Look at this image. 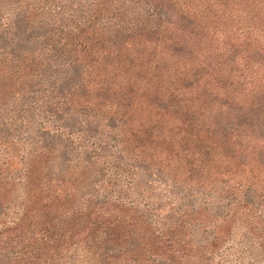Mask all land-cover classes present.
I'll list each match as a JSON object with an SVG mask.
<instances>
[{"label":"trees","instance_id":"1","mask_svg":"<svg viewBox=\"0 0 264 264\" xmlns=\"http://www.w3.org/2000/svg\"><path fill=\"white\" fill-rule=\"evenodd\" d=\"M0 264H264V0H0Z\"/></svg>","mask_w":264,"mask_h":264}]
</instances>
